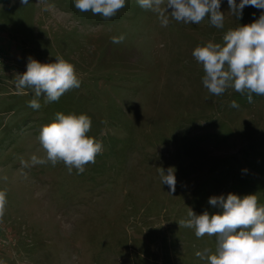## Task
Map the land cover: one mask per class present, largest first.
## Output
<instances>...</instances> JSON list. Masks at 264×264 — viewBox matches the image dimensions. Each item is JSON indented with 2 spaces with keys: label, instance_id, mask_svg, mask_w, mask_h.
<instances>
[{
  "label": "rangeland",
  "instance_id": "374dc122",
  "mask_svg": "<svg viewBox=\"0 0 264 264\" xmlns=\"http://www.w3.org/2000/svg\"><path fill=\"white\" fill-rule=\"evenodd\" d=\"M45 6L0 0V264H208L195 254H215L216 238L198 239L178 222L189 209L219 214L213 196L256 194L264 205V96L248 103L231 88L210 94L192 51L222 43L264 9L245 6L237 18L221 0L217 29L207 17L163 27L136 0L109 20L79 12L73 0ZM120 35L122 43L111 42ZM57 56L75 66L78 89L51 103L17 90L29 59ZM34 98L39 110L28 107ZM57 112L87 115L86 135L102 142L83 174L62 162L31 165L46 155L37 137ZM159 168L173 169L175 192Z\"/></svg>",
  "mask_w": 264,
  "mask_h": 264
},
{
  "label": "clouds",
  "instance_id": "9594fccd",
  "mask_svg": "<svg viewBox=\"0 0 264 264\" xmlns=\"http://www.w3.org/2000/svg\"><path fill=\"white\" fill-rule=\"evenodd\" d=\"M27 4V0H23ZM46 6L47 0H38ZM229 12L237 18L242 16L245 6L264 9V0H227ZM79 12H91L104 20L112 19L126 7V0H73ZM145 11L158 15L163 27L169 20L183 24H200L206 17L210 25L224 28L225 14L221 12V0H136ZM124 35L111 37L114 44L122 43ZM192 56L202 65L204 88L212 95L220 96L229 88L246 96L248 103L253 102V95L264 96V12L253 23L229 29L222 37V43L208 42L197 46ZM54 63L42 64L29 59L27 70L16 77L17 90L32 89L35 97H43L45 103L57 102L68 91L78 89L81 81L75 66L64 58L55 57ZM28 107L39 110L38 99L28 101ZM230 107L238 108L233 100ZM91 119L85 114H64L57 112L53 122L43 125L38 134V141L45 152V157H31V165L51 163L55 167L63 163L71 174H83L85 166L95 163V158L102 151V142L86 135L91 131ZM22 167L29 164L23 158ZM161 183L168 185L175 192L176 177L172 168H159ZM6 179V177L4 178ZM208 203L220 208L219 214L205 211L197 215L191 209L188 219H181L179 227L194 230L196 238L206 234L216 238L215 254L205 255L196 252L200 259L208 264H264V205L259 204L256 194L241 198L229 193L225 196L210 197ZM6 192L0 191V217L6 209ZM207 251V250H206Z\"/></svg>",
  "mask_w": 264,
  "mask_h": 264
}]
</instances>
